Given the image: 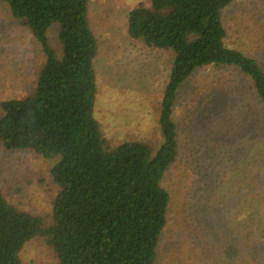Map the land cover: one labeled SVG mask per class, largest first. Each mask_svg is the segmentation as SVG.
<instances>
[{"label": "rangeland", "instance_id": "374dc122", "mask_svg": "<svg viewBox=\"0 0 264 264\" xmlns=\"http://www.w3.org/2000/svg\"><path fill=\"white\" fill-rule=\"evenodd\" d=\"M88 3L98 38L95 116L102 134L111 147L145 141L156 155L164 142L159 119L175 53L148 47L128 31L130 12L152 0ZM223 20L228 43L264 69V0H236ZM58 35L54 24L48 38L59 51ZM45 61L30 29L0 0V118L3 100L36 89ZM173 118L180 146L162 182L171 196L155 264H264V104L251 79L234 67L200 69L181 86ZM59 159L0 145L6 200L52 223L59 193L52 168ZM20 256L23 264L58 262L43 237L26 243Z\"/></svg>", "mask_w": 264, "mask_h": 264}, {"label": "trees", "instance_id": "16d2710c", "mask_svg": "<svg viewBox=\"0 0 264 264\" xmlns=\"http://www.w3.org/2000/svg\"><path fill=\"white\" fill-rule=\"evenodd\" d=\"M2 1L30 29L46 61L34 91L1 102L0 145L61 159L52 168L59 187L52 223L11 205L0 186V264H23L21 252L37 237L45 238L57 264H155L171 196L162 182L179 154L173 115L181 86L200 69L234 67L264 104L263 67L227 41L223 13L236 0H152L130 12L132 38L175 53L156 155L145 141L111 147L102 134L95 116L98 38L88 0ZM54 24L59 51L48 38Z\"/></svg>", "mask_w": 264, "mask_h": 264}]
</instances>
